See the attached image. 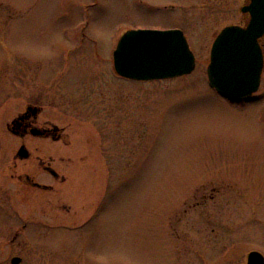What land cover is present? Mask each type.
I'll return each instance as SVG.
<instances>
[{
    "label": "rangeland",
    "instance_id": "obj_1",
    "mask_svg": "<svg viewBox=\"0 0 264 264\" xmlns=\"http://www.w3.org/2000/svg\"><path fill=\"white\" fill-rule=\"evenodd\" d=\"M242 3L0 0V94L12 93L10 103L0 102V169L21 146L6 128L26 101L43 98L40 121L64 131L61 140L29 135L32 157L18 160L34 173L41 157L65 177H38L55 187L45 196L66 201L53 213L73 221L36 237L53 248L65 244L53 258L247 264L251 250L264 254V72L256 101L245 106L219 95L207 74L215 37L244 22ZM172 28L188 38L193 72L150 81L115 74L113 52L124 32ZM202 182L221 189L218 212L188 195ZM206 205L216 210L209 218ZM213 244L233 249L230 262L215 260ZM17 252L25 264L42 258L30 246Z\"/></svg>",
    "mask_w": 264,
    "mask_h": 264
},
{
    "label": "flooded vegetation",
    "instance_id": "obj_2",
    "mask_svg": "<svg viewBox=\"0 0 264 264\" xmlns=\"http://www.w3.org/2000/svg\"><path fill=\"white\" fill-rule=\"evenodd\" d=\"M253 0H243L242 6H239V10L243 15L244 22L232 25L247 26L253 18L252 6ZM236 8V5H234ZM244 8H247L244 10ZM264 8V0H261L260 9ZM236 11V10H235ZM259 43L264 56V35L259 39ZM264 72V67H263ZM263 76V73H262ZM1 91V90H0ZM4 94H0V102L8 100L10 103L12 98L11 87L3 90ZM5 99H3V98ZM248 101V100H247ZM255 102L254 98L249 99L248 102L240 103L247 105L249 102ZM9 105V104H8ZM11 109V106H9ZM44 112L43 98L38 97L32 98L26 101L23 108L17 113V116L11 118L7 123V132L11 135L17 136L22 139L21 146H25L30 156L22 158L19 155L20 147L14 153L12 161L7 165L5 171L0 169V177L6 176V178H0V264H25L27 256L22 253H12V250L26 252L30 246L33 250V255L40 254L41 259L38 261L39 264H81L78 263L77 258H53L54 254L63 250L65 244L53 248L46 243H40L36 237L41 234H46L48 229H54L57 227L71 224L73 221L65 216H58L57 212L53 213L55 203L66 202L62 196H45L44 191H54L55 187L52 184H47L45 181L38 178L41 174L48 173L55 179L54 182L65 181V177H61L57 169L52 166L51 163H46L41 157L38 160V169L32 173L26 166L21 169V164L18 160H28L32 157V152L27 146L26 139L29 135L38 138L52 137L54 140H61L63 137V130H60L57 126L45 125V122L40 121V116ZM39 129L43 135L37 136L33 134V130ZM1 143V138H0ZM1 148V146H0ZM12 154V153H11ZM5 158V156H4ZM220 188H211V186L204 184H196L195 190L192 192L187 191L188 195L194 199L199 197V203H212V207L219 211L220 196H218ZM40 195L39 198L35 197V193ZM16 194L13 196V194ZM199 193V195H197ZM49 200H45L48 199ZM247 202H249L247 200ZM64 206V205H63ZM207 206V205H206ZM34 209L29 212V208ZM65 207V206H64ZM28 209V210H27ZM48 209V213L47 210ZM216 210H210L209 206L203 209L204 216L208 217L210 214H214ZM40 217L36 220V215ZM35 217V221L30 220V216ZM65 217V219H63ZM209 218V217H208ZM34 219V218H33ZM209 221L211 219H208ZM31 225V226H30ZM76 225V224H75ZM30 226V228H29ZM216 228L214 227V230ZM34 233V237H33ZM211 247H218L214 249L215 253L220 251L216 256L215 260L219 262H230L227 257L231 256V250L224 249L221 251L220 245ZM4 251H8L9 254L5 256ZM182 251V250H181Z\"/></svg>",
    "mask_w": 264,
    "mask_h": 264
},
{
    "label": "water",
    "instance_id": "obj_3",
    "mask_svg": "<svg viewBox=\"0 0 264 264\" xmlns=\"http://www.w3.org/2000/svg\"><path fill=\"white\" fill-rule=\"evenodd\" d=\"M261 0H253V18L247 26H226L215 39L208 66L210 85L231 100L252 96L261 82L264 57L259 38L264 35V8ZM247 8H244V10ZM136 50L145 53L139 64H132L126 53ZM118 74L135 80L172 78L190 74L196 67L195 55L181 29H132L121 37L114 51ZM43 135L39 129L33 130ZM19 155L27 158L25 146ZM248 264H264L259 251L248 255Z\"/></svg>",
    "mask_w": 264,
    "mask_h": 264
},
{
    "label": "snow or ice",
    "instance_id": "obj_4",
    "mask_svg": "<svg viewBox=\"0 0 264 264\" xmlns=\"http://www.w3.org/2000/svg\"><path fill=\"white\" fill-rule=\"evenodd\" d=\"M145 53L136 51V50H130L126 53L127 60L132 64H139L145 57Z\"/></svg>",
    "mask_w": 264,
    "mask_h": 264
},
{
    "label": "bare ground",
    "instance_id": "obj_5",
    "mask_svg": "<svg viewBox=\"0 0 264 264\" xmlns=\"http://www.w3.org/2000/svg\"><path fill=\"white\" fill-rule=\"evenodd\" d=\"M128 79H131V78H128ZM133 80H135V79H133ZM150 80H156V79H150ZM150 80H140V81H150ZM229 101V100H228ZM235 103V102H234ZM233 103V104H234Z\"/></svg>",
    "mask_w": 264,
    "mask_h": 264
}]
</instances>
